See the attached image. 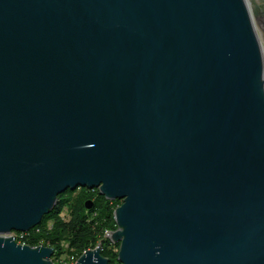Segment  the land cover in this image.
<instances>
[{"label":"water","instance_id":"95a60500","mask_svg":"<svg viewBox=\"0 0 264 264\" xmlns=\"http://www.w3.org/2000/svg\"><path fill=\"white\" fill-rule=\"evenodd\" d=\"M79 188L118 264H264V0H0V264Z\"/></svg>","mask_w":264,"mask_h":264},{"label":"trees","instance_id":"16d2710c","mask_svg":"<svg viewBox=\"0 0 264 264\" xmlns=\"http://www.w3.org/2000/svg\"><path fill=\"white\" fill-rule=\"evenodd\" d=\"M81 190L77 202L70 204L69 199H65L64 193L58 196V200L47 215L43 216L40 224L31 229L27 236L21 237L19 241L30 247H37L39 242L55 250L54 257L63 254L81 255L87 251V247L93 244L96 236L104 224L113 222L110 216V206L108 201L100 196L97 191ZM71 192V191H66ZM92 201L90 209L85 208V202ZM66 205H69L67 210V219L62 217V211ZM94 213L97 215L94 216ZM39 228V232L35 229ZM65 243L66 247L62 248L61 244ZM42 245V246H43ZM118 244H113L110 241H104L102 244L101 255L107 259L108 264L117 262Z\"/></svg>","mask_w":264,"mask_h":264},{"label":"rangeland","instance_id":"374dc122","mask_svg":"<svg viewBox=\"0 0 264 264\" xmlns=\"http://www.w3.org/2000/svg\"><path fill=\"white\" fill-rule=\"evenodd\" d=\"M90 191H97V190H90ZM80 192H81L80 189H76L75 191L64 193L63 197L65 199H69L70 198L71 201H69V202H70V204H72L74 201L77 202L79 200L78 198L81 197V196H79ZM108 204L110 206V216L112 217V220H114L113 219L114 210L121 206L122 201H118V200L108 201ZM68 208H69V205H66L64 207L63 211H62V217L64 219H67V210H68ZM96 215H97V213L96 214L94 213V216H96ZM38 230H39V228L35 229L36 232H39ZM115 230H116V225H114L113 222H109L107 224H104V228L100 230V232L96 236L93 244L91 246L89 245L86 249L87 250L100 249V252H101L102 251L103 240L106 241V242L110 241V234L113 233ZM10 236L15 238L16 236H19V234L13 232L12 234H10ZM18 244H20V243H18ZM42 245H43L42 242H39L38 246H42ZM61 246H62V248H65L66 244L62 243ZM44 247H48V246L45 245ZM117 248L119 249V244H118V247H116V249ZM52 250H53V256H52L51 260H52L53 264H75L77 262L78 258L80 257V255L76 256L75 254L69 253V254H66V255L65 254L60 255V256L55 258L54 257L55 250L53 248H52ZM117 252H118V250H117ZM114 264H118V263L115 262Z\"/></svg>","mask_w":264,"mask_h":264},{"label":"built area","instance_id":"2783aa9c","mask_svg":"<svg viewBox=\"0 0 264 264\" xmlns=\"http://www.w3.org/2000/svg\"><path fill=\"white\" fill-rule=\"evenodd\" d=\"M27 234H28V232L27 233H24V235L22 234H19V236H16L15 238L14 237H12L13 239H17L18 241H19V239L21 238V237H24V236H27Z\"/></svg>","mask_w":264,"mask_h":264},{"label":"bare ground","instance_id":"6f19581e","mask_svg":"<svg viewBox=\"0 0 264 264\" xmlns=\"http://www.w3.org/2000/svg\"><path fill=\"white\" fill-rule=\"evenodd\" d=\"M118 201H121V200H118ZM15 233H16V232H15ZM11 234H12V233H11ZM17 234H24V233H17ZM9 236H10V235H9ZM14 240H15L16 243L18 242V243H20L21 245H24L23 243H21V242L18 241L17 239H14ZM18 243H17V244H18Z\"/></svg>","mask_w":264,"mask_h":264}]
</instances>
